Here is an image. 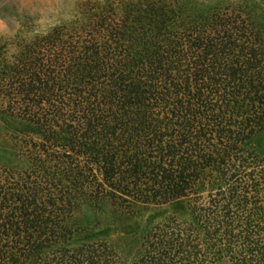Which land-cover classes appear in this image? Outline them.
I'll list each match as a JSON object with an SVG mask.
<instances>
[{
	"label": "trees",
	"instance_id": "trees-1",
	"mask_svg": "<svg viewBox=\"0 0 264 264\" xmlns=\"http://www.w3.org/2000/svg\"><path fill=\"white\" fill-rule=\"evenodd\" d=\"M87 3L0 60V264H124L76 225L89 202L147 220L130 264H264V24L244 4Z\"/></svg>",
	"mask_w": 264,
	"mask_h": 264
},
{
	"label": "rangeland",
	"instance_id": "rangeland-1",
	"mask_svg": "<svg viewBox=\"0 0 264 264\" xmlns=\"http://www.w3.org/2000/svg\"><path fill=\"white\" fill-rule=\"evenodd\" d=\"M125 0H0V60L10 59L20 46L51 26H69L82 18L87 3L103 7L108 3L120 7ZM202 8L242 3L264 24V0H195ZM30 129L17 120L0 118V163L23 165L15 157L19 138ZM256 147L264 154V134L256 139ZM163 207L136 204L131 212H123L108 201L89 202L76 214V225L99 232L111 242L130 264L141 253V238L148 218Z\"/></svg>",
	"mask_w": 264,
	"mask_h": 264
}]
</instances>
